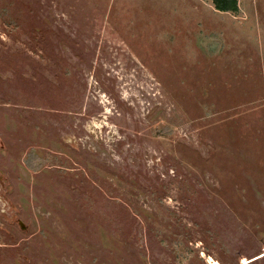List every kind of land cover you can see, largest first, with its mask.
Instances as JSON below:
<instances>
[{
  "label": "rangeland",
  "instance_id": "1",
  "mask_svg": "<svg viewBox=\"0 0 264 264\" xmlns=\"http://www.w3.org/2000/svg\"><path fill=\"white\" fill-rule=\"evenodd\" d=\"M237 4L0 0V264H264V0Z\"/></svg>",
  "mask_w": 264,
  "mask_h": 264
},
{
  "label": "trees",
  "instance_id": "2",
  "mask_svg": "<svg viewBox=\"0 0 264 264\" xmlns=\"http://www.w3.org/2000/svg\"><path fill=\"white\" fill-rule=\"evenodd\" d=\"M214 8L220 12L235 13L238 10L237 0H212Z\"/></svg>",
  "mask_w": 264,
  "mask_h": 264
},
{
  "label": "bare ground",
  "instance_id": "3",
  "mask_svg": "<svg viewBox=\"0 0 264 264\" xmlns=\"http://www.w3.org/2000/svg\"><path fill=\"white\" fill-rule=\"evenodd\" d=\"M261 255H262V254H261ZM263 255H264V253H263ZM211 264H216V262H213V261H212V263H211Z\"/></svg>",
  "mask_w": 264,
  "mask_h": 264
}]
</instances>
